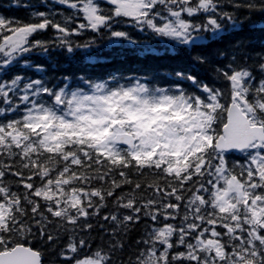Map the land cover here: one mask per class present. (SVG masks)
I'll use <instances>...</instances> for the list:
<instances>
[{
    "label": "snow or ice",
    "instance_id": "snow-or-ice-1",
    "mask_svg": "<svg viewBox=\"0 0 264 264\" xmlns=\"http://www.w3.org/2000/svg\"><path fill=\"white\" fill-rule=\"evenodd\" d=\"M41 3L48 11L27 21L0 14V264H45L32 241L55 249L65 237L61 264H264V56L248 64L219 53L228 62L214 72L226 86L175 72L190 88L147 76L53 84L27 59L90 52L95 38L71 39L87 32L136 43L114 30L121 21L191 50L219 38L224 21L264 16V0H231L246 20L223 0H53L67 12ZM249 27L264 30V20ZM49 30L52 39L34 38ZM142 220L136 252L117 258ZM95 227L106 245L93 248Z\"/></svg>",
    "mask_w": 264,
    "mask_h": 264
},
{
    "label": "trees",
    "instance_id": "trees-1",
    "mask_svg": "<svg viewBox=\"0 0 264 264\" xmlns=\"http://www.w3.org/2000/svg\"><path fill=\"white\" fill-rule=\"evenodd\" d=\"M27 4L29 7H17ZM225 5L224 11L234 13L240 20H246V10L234 9L231 6V0H223ZM49 7L55 10H63V6L53 4V0H47ZM31 11H48V8L41 3V0H0V14L5 17L17 18L21 21L29 20ZM59 18V17H57ZM264 20V16L253 13L251 20L244 23L243 26L237 25L235 28L228 21H224V31L220 33L219 38H213L211 42L207 40L202 42V46L194 47L191 50H185L180 46H173L171 42L161 41L153 34L145 31L140 32L132 27L130 22L121 21L114 23V30L126 31L131 39L136 43H129L110 37L107 33L97 36L95 33L87 32L82 37H72L76 41L95 38V48L90 52L77 51L75 54H69L63 50H52L48 54H41L38 50L28 56L29 63L42 65L47 69V77L53 83H62L61 77L67 75L73 78L86 76L93 79H110L116 76L121 82L127 79L143 78L145 76L152 78L157 86L175 87L183 83L185 88H190L187 82H180L175 79L174 73L177 71L190 72L198 78L215 83L217 86H226L222 83V78L217 79L214 69L219 66L223 67L227 62V56L236 55L238 63H242L245 57H248V64H258L259 58L264 56V30L258 28L250 30L249 24L252 21ZM38 39L49 40L53 38V32L38 34ZM224 52L226 57H220L219 53ZM197 54H204L208 57L206 64H194L191 57ZM12 72H26L27 75L36 77L37 73L32 70L16 67ZM12 73L10 72L9 75ZM131 172V170H129ZM147 171V170H145ZM136 179V177H133ZM16 183L19 177H6ZM151 179V177H148ZM142 183L144 181H141ZM23 192V187H19ZM141 191H144L141 189ZM151 189L145 192L147 198L150 196ZM109 209H102L101 214ZM94 224H104L109 227L100 217L93 218ZM150 223V222H149ZM145 232V221L128 233L125 237V249L123 252H117L116 257L125 261L131 255H134L138 246L136 240L140 239ZM66 237L61 240L60 246L66 241ZM108 237L104 231L95 227L91 233L93 248L97 244H107ZM33 245L41 247L44 251L45 264H61L57 252L60 246L55 249L42 245L38 241H32Z\"/></svg>",
    "mask_w": 264,
    "mask_h": 264
},
{
    "label": "rangeland",
    "instance_id": "rangeland-1",
    "mask_svg": "<svg viewBox=\"0 0 264 264\" xmlns=\"http://www.w3.org/2000/svg\"><path fill=\"white\" fill-rule=\"evenodd\" d=\"M222 33V32H221Z\"/></svg>",
    "mask_w": 264,
    "mask_h": 264
}]
</instances>
